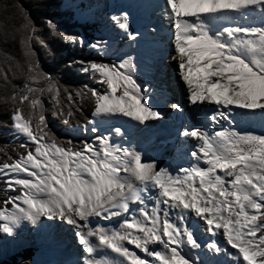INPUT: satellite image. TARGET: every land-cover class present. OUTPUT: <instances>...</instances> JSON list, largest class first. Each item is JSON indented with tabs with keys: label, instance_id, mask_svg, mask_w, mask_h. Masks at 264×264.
<instances>
[{
	"label": "snow or ice",
	"instance_id": "1",
	"mask_svg": "<svg viewBox=\"0 0 264 264\" xmlns=\"http://www.w3.org/2000/svg\"><path fill=\"white\" fill-rule=\"evenodd\" d=\"M68 7L77 18L101 12L95 0ZM139 7V21L124 7L102 13L115 33L108 39L43 18L76 53L45 70L31 13L20 0L0 2V37L19 53L0 64V129L15 145L0 147V234L15 240L27 224L70 235L73 264H264V131L237 127L259 118L264 128V0ZM68 75L83 80L69 87ZM169 80L183 99L169 102ZM186 111L200 122H181L171 145L151 135ZM52 124L83 138L65 139ZM138 138L161 159L137 148ZM177 144L184 166L163 159Z\"/></svg>",
	"mask_w": 264,
	"mask_h": 264
},
{
	"label": "trees",
	"instance_id": "2",
	"mask_svg": "<svg viewBox=\"0 0 264 264\" xmlns=\"http://www.w3.org/2000/svg\"><path fill=\"white\" fill-rule=\"evenodd\" d=\"M3 2V0H0ZM20 3L31 13L32 18L37 24V31L40 33V37L43 40V44H35L34 47L38 53V58L45 70H59L63 68V64L66 62L67 57L75 55L73 49L69 45H65L59 40L53 38L48 34L46 29L42 26L43 18H52L56 22L60 31L67 34H79L83 35L86 40H91L96 34V28L88 23L80 24L73 19L71 12L67 11L62 13L60 10V0H20ZM7 52L14 57H18L16 44L12 40H7L0 37V64L7 67L4 64L5 56ZM59 75V72H57ZM83 80L82 77L75 75L64 76L62 82L68 84L69 87L79 86L77 81ZM7 96V92L3 86L0 85V123L4 119V103ZM83 112L85 115H89L88 106L84 105ZM82 122V121H81ZM54 131L65 139H70L66 134V131L62 125L52 124ZM3 129H0V147L5 144L11 149L15 147L14 144L9 142V138L3 134ZM74 143H78L79 140H73ZM9 155L15 158V153L9 151ZM6 157L3 152H0V162H3ZM2 187V185H0ZM4 198V193L0 192V200ZM0 234V239H1ZM34 250L30 247L21 248L13 251L9 256L0 260V264H32Z\"/></svg>",
	"mask_w": 264,
	"mask_h": 264
},
{
	"label": "rangeland",
	"instance_id": "3",
	"mask_svg": "<svg viewBox=\"0 0 264 264\" xmlns=\"http://www.w3.org/2000/svg\"><path fill=\"white\" fill-rule=\"evenodd\" d=\"M105 1H106V3H105ZM105 1L104 0L95 1V3H97L99 5V8L101 10V12L98 13L97 18L95 20L77 18V17L73 16V19L80 24L88 23L90 25L95 26V28H96V34L94 35L95 39H102V38L108 39L109 37L115 36V33L112 31L111 26H105V24L103 23L102 18H101L103 12L111 13V12L116 11L120 7H124V8H127L132 13L134 19H136L137 21H139V19H141L145 13V10L143 8L139 7V0L136 1L137 3H135L136 5H134V6H133L134 0H132V1H130V0H124V1L123 0H105ZM60 2H61L60 10L62 13L67 12V11L71 12L68 5H70L73 2V0H60ZM117 40H118V38H117ZM83 54H85V53H79V55H83ZM166 83L168 85L167 95L172 98L169 100V102H172L174 95L171 92H176L177 88H176L174 82L171 80L166 81ZM180 122H182V120ZM255 122H258L257 118L255 120H251V121H248L247 123H245L243 125V129L249 130V131H254V128H252V127L254 126ZM162 126L165 129V131L168 132L172 126V122L171 121L164 122V124ZM262 131H264V129H258L254 132L260 133ZM64 134H66L72 140H78V138H80V139L83 138V133H81V132H78V134L74 135L73 133H69L66 131V133H64ZM88 135L91 136V133H88ZM146 146H147V144H145V141H143L139 138L137 139V141H136V147L137 148L144 150V147L146 148ZM146 154L151 156L152 152L149 151ZM19 229L27 230L28 226L25 224L22 227H20ZM44 230L45 229L41 228L38 230H33V232H34V234L37 235L36 237H40V236H43L42 235L43 233L48 232V230H45V231ZM48 233H50V232H48ZM57 236H64V237L68 238L67 234L59 233V232H57L56 234L50 233L49 235L43 236L44 238L42 239V241H35V239L32 240V238L30 236L28 241H23L21 243L20 247L13 249L11 252H9L6 255H9L10 253H12L13 251H15L17 249L30 247L34 250L32 264H47V260L50 256L49 255L50 253L48 254L49 251L53 252V251H56L58 249L62 250V249H65V247L68 245V241H69L68 239L63 240L62 238H60V240H59L58 238H56ZM4 238L5 237L3 235H1L0 241ZM72 243H73V240H72ZM73 245H74V243H73ZM0 258H2V257H0Z\"/></svg>",
	"mask_w": 264,
	"mask_h": 264
},
{
	"label": "bare ground",
	"instance_id": "4",
	"mask_svg": "<svg viewBox=\"0 0 264 264\" xmlns=\"http://www.w3.org/2000/svg\"><path fill=\"white\" fill-rule=\"evenodd\" d=\"M95 1H101V0H95ZM130 1H132V0H130ZM136 1L137 0L133 1L134 2L133 6L136 5L135 4V3H137ZM105 3H106V1H105ZM171 93L174 95V98L178 97L180 99H183V97L181 95H179L178 89L176 92H171ZM174 98H173L172 102H174ZM257 119H258V122H255L254 126L252 127V128H254V131H256L258 129H264V128H262L260 119L259 118H257ZM181 120H182L183 124H185V125H189V124L195 125V124H198L200 122L199 116L197 113H195L194 111L190 112V113L186 111L183 117H178L175 119H169V120L165 121V122H167V121L172 122V126L168 132L165 131L163 126H159V127L152 130L151 135L153 137L165 139L171 145L173 143V141H175V139H176L177 128H179L181 126V125H177V122L181 121ZM247 122H245V123H247ZM245 123L238 124L237 127H239L241 130H244L243 125ZM73 134L76 135V134H78V132L73 133ZM146 135H148V134H146ZM139 139L145 141V144H147L146 148L144 147V150H143L145 153L151 151L152 152L151 156H155L158 160L161 159L159 153L156 150L155 144L152 142V140H144L143 138H139ZM180 147L181 146L179 144H177L175 147H171L169 155H166L163 159L165 161L168 159H171L173 163L181 164L182 166H184L183 162L186 161L188 159V157L180 152V150H179ZM27 226H28L27 230H21V229L18 230V235H17L15 240H10V239L4 238L0 241V257L5 256L9 252H11L13 249L20 247L21 243L23 241H28L30 236H31L32 240L35 239V241H42V239L44 238L43 236L49 235L51 233V232L48 233L49 232L48 231V232L43 233L42 234L43 236L36 237L37 235L34 234L31 226L30 225H27ZM45 230H47V229H45ZM67 236H68V238L64 237V236H57L56 237L59 240H60V238H62L63 240L68 239L69 240L68 245L65 247V249H62V250L58 249V250L53 251V252L49 251L48 254L50 253L49 254L50 256L47 260V264H73V262L77 259L76 246L73 245L71 236L70 235H67Z\"/></svg>",
	"mask_w": 264,
	"mask_h": 264
},
{
	"label": "water",
	"instance_id": "5",
	"mask_svg": "<svg viewBox=\"0 0 264 264\" xmlns=\"http://www.w3.org/2000/svg\"><path fill=\"white\" fill-rule=\"evenodd\" d=\"M7 256H8V255H6V256H4V257L0 258V260H1V259H4V258H6Z\"/></svg>",
	"mask_w": 264,
	"mask_h": 264
}]
</instances>
